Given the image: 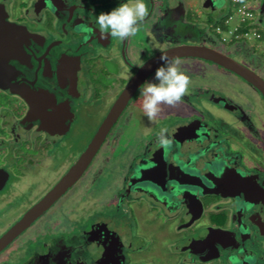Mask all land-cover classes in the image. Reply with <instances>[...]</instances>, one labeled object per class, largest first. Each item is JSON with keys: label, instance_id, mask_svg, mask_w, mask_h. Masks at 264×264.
<instances>
[{"label": "flooded vegetation", "instance_id": "af4514ba", "mask_svg": "<svg viewBox=\"0 0 264 264\" xmlns=\"http://www.w3.org/2000/svg\"><path fill=\"white\" fill-rule=\"evenodd\" d=\"M188 1L146 0L143 36L105 46L107 39L97 44L80 19L71 30L64 12L79 10L85 18H95L121 0H0V169L8 173L0 190V215L12 218L0 225V236L79 159L131 81L124 78L127 71L136 75L141 61L180 44L228 52L229 47L216 45L212 29L232 0L225 12L219 8L216 18L205 14L204 19L195 14L198 0ZM253 2L256 22L264 25V0ZM84 27L85 45H73ZM239 52L241 62L264 80V56L252 60L255 51L246 47ZM173 61L189 76V87L200 86L201 80L207 85L192 86L182 102L163 106L157 121L170 128L172 144L161 148L157 130L136 146L127 144L117 159L112 152L111 157L102 153L120 116L141 113L139 103L131 105L139 100L136 88L81 177L36 219L35 233L28 229L36 220L0 251V264H264V131L258 129L257 116L256 128L251 115H244V108L254 104L228 86L230 75L242 79L238 75L196 58ZM242 81L247 94L264 99ZM82 87L89 88L90 97ZM229 87L231 96L216 92ZM80 103L107 107L83 150L67 142ZM219 110L229 116L221 119ZM181 126L192 131L176 134ZM48 170L51 185L37 186ZM103 172L114 175L103 185L110 188L107 195L94 188ZM185 180L191 183H180ZM88 206L98 216L78 222Z\"/></svg>", "mask_w": 264, "mask_h": 264}, {"label": "rangeland", "instance_id": "374dc122", "mask_svg": "<svg viewBox=\"0 0 264 264\" xmlns=\"http://www.w3.org/2000/svg\"><path fill=\"white\" fill-rule=\"evenodd\" d=\"M191 1L193 2L195 0H191ZM191 1H188V3L190 5H192L190 3ZM209 1L213 4L214 10H213V8L204 5V3L206 2L205 0H198L197 1L199 6H196V8L198 7L199 10H195V11L197 12V15L199 14L200 18L202 17V19H204L206 17L205 14L212 15V18H213L214 16H217L216 14L218 13L219 8H220V10H223L225 12L230 7V4H229L228 0H209ZM242 1L244 3H246L249 7H250V4L254 6L253 0H242ZM261 2H262V0H261ZM159 8H161V7L159 6ZM255 12L258 13L257 10H255ZM259 13H260V11H259ZM263 17H264V14H263ZM214 18H216V17H214ZM197 20H200V19H197ZM197 22H198L197 24H199V22H200L201 25H203V23L201 21H197ZM227 25H228V27H227L226 31H223V30H221L219 28H216L214 30L212 29V31H214V32H212V38L215 40L214 42L216 43L217 46L218 45L220 47L223 46L224 48H228L229 47V49H227L228 50V52H227L228 55H231L235 59H238L239 61H241L239 59V57H238V55L241 52L237 53V51H239L241 47H237V44H232L234 37L230 33V30H232L234 28V26H235V21H231ZM142 26H143V22H141V24H139V27H138L139 30L137 32V34H138L137 37L143 36L142 35L143 31H141L142 30ZM260 29L263 32L262 34H264V25H261ZM144 40H145V38L143 39V42L145 43ZM243 42L245 43L244 46H246V50L255 51V54H252V53L250 54V56L254 55V56H251L252 60L256 59V55L258 56L260 54V55L264 56V42L255 41L254 39L249 40V41H243ZM143 47H146L145 49H146L147 53L150 52V50L148 49V47L146 45L143 44ZM242 49H244V47H242ZM202 62L204 64H206L207 66H211L212 65V64H207L204 61H202ZM230 74H232V73H230ZM224 75L227 76L226 73ZM209 78L211 80H214V79L216 81L219 80V78H217L215 75H211V76H209ZM208 80L209 79H207V81H205V82H208ZM225 81H227V78H226ZM213 82H215V81H213ZM228 82H229L228 86L231 87L233 92H238V90H239L240 92H243V94L245 96L249 97L251 102H253L254 107L253 106L248 107V108H246V110L244 108V115L248 119L252 118L253 122H254V120H255V122H257L258 119H259V121H258V124H259L258 125V129H261V131H264V99L261 96H259V95H256V97H254L253 94H247V92H246L247 91V87H245V82L242 81V79L236 78V76H234V75H230V80ZM81 83H83V82L81 81ZM107 83H108V81L103 82V84H107ZM197 83L200 86H195L194 87L193 85H190L191 87H189V89L194 87V89L196 90V89L204 88L207 85V84H205V86H204L203 83H202V80L197 82ZM219 86H221V85H219ZM230 87H229V91L230 92L226 91V89H223V88H218L216 90V92L217 93H222L224 95L231 96L230 94H232L233 92L230 90ZM82 90H83V94L86 93L87 96L90 97L89 92H86L87 90H89V88L85 89L84 87H82ZM90 92H92V90H90ZM250 96H252V98ZM134 99H133V101H134ZM198 100L199 99H194L193 101H194V103L198 104L197 103ZM133 101H132L131 105L136 104L138 106L137 103H139V100H138V102L136 100L134 102ZM200 103H202V102H200ZM206 105H208L209 108L212 107L211 103L210 104L206 103ZM106 108H107L106 106H104V105L102 106V105H99V104H96V103H94L92 105H86V104L80 103V106H79V110H80L79 114L80 115H79V117H77V119H76V121H75V123H74V125L72 127V131H71V134L69 135V137L67 139V142L69 144H75V146H80V148L81 147L83 148L82 145H85L86 141L93 134V131L96 129V126L99 123V121L101 120V117L103 116V114L105 113ZM251 108L253 110L250 111ZM129 109L131 111L133 110L132 107H130ZM215 111L216 110H214V112ZM129 112H126V114L123 113L122 116H120L119 120L113 126V128L110 131L109 136L106 139V147H105V149L102 150V153L105 152L106 155H108V157H111V152H112V157L111 158L117 159L116 157L120 154V150L122 148L125 149L127 147V144H128V146H131V145H135L136 146L140 142L141 139H148L149 137L153 136L155 133L160 131L161 128H166L167 130H170V128L164 122L160 123L157 120L155 122H149L145 117L142 116V114L140 112H138V111L133 112L132 111V115L131 116L129 115ZM218 113H222L223 116L220 115V114H219V116L223 120L226 119L225 115L229 116V113L226 112V111H223V110H219ZM248 115H251V118H249ZM256 116L258 117V119H256ZM125 119H126V124H125ZM168 120H170V118L167 119V120H163V121L169 122ZM255 126L257 128V124L256 123H255ZM144 144H145V142L142 143L141 145H144ZM112 148H115V150L111 151ZM61 152L62 151H59V153H61ZM166 153H169V151L166 150ZM96 156H98V154ZM94 163H95V160L92 162V165H94ZM49 172H50V170H48L47 174H45L44 176H42V177L39 176L40 178L38 179V182H37L38 185L37 186H43L44 185L46 187L47 186L49 187V185H51L50 180H51V177H52L51 175L52 174H50ZM60 174H61V170L58 171V174L56 176H59ZM85 174L86 173H84V175ZM113 176L114 175L111 174V173L103 172L100 175V177L94 182V188L96 189V192L100 193L101 195H107L108 193L110 194V188L105 190L106 189L105 186L108 185V183L112 182ZM81 182L82 181H80V184H81ZM103 185H105V186L103 187ZM7 188L8 187H6L5 189H7ZM27 194H30V193H27ZM82 210H83V208H82ZM85 210H86L87 213H85V216L83 218H82L83 215L81 214L80 219H79V217L77 218L78 222H80L83 219L85 220L88 217H89L88 218V221H89V219H91V218L95 219L96 216H98V213L94 212L96 209L91 208L90 206L86 207ZM4 218H7L9 220H3ZM38 220H36V222H34V224L28 229V232H31V233H35L36 232L35 229H36V227L38 225L37 224ZM6 221L11 222L12 218H9L8 215H0V222H1L0 225L3 226L2 224L5 223ZM120 229H122L120 231L123 234L125 232V234L127 235L126 231L123 228H120Z\"/></svg>", "mask_w": 264, "mask_h": 264}, {"label": "water", "instance_id": "95a60500", "mask_svg": "<svg viewBox=\"0 0 264 264\" xmlns=\"http://www.w3.org/2000/svg\"><path fill=\"white\" fill-rule=\"evenodd\" d=\"M206 5L207 4H205V6ZM263 7L264 4H262L261 8ZM65 14L66 13L64 12V17L66 18V22H68L71 30L75 31L74 26L80 19V23H82L84 26H89L87 33L92 36L94 35V39L97 41L96 43L100 45V40L103 38H101L99 29L95 24V18H85L86 15L82 14V12H80L79 10H76L70 15ZM87 33L86 28L84 31H80L81 35H78L80 37V40L74 39L73 45H77L76 43L79 41L80 45L84 46L86 42L83 38ZM105 38L107 39V43L105 44V46L116 43L117 40L111 36H108L107 34L105 35ZM161 53H167L171 60L188 57L200 59L206 62H211L215 65L224 68L225 70H228L238 75L248 83L252 84L264 97V80L260 77V75L238 59H235L234 57L228 55L226 52H223L222 50L216 47L209 46L206 44L192 43L180 44L162 50L160 53L156 54L154 57L144 63L143 66L138 70L136 75H134V77L128 83L126 88L123 90V92L112 105L106 118L98 127L96 134L93 136L87 148L80 155L79 159L75 162V164L40 200H38L34 205H32V207H30L20 219H18L0 236V251L4 249L9 243H11L26 228H28L42 214L43 211L50 207L52 203H54L66 191L68 187H70L75 181H77L81 177L84 170L87 168L88 164L95 155L97 149L100 147V144L104 140L112 124L116 121V119L120 115V112L136 90L137 85L140 84V82L143 81L144 78H146L152 72V70L158 63H160L158 57ZM181 130L190 131L191 129H188L187 126H181L178 127L176 134H178ZM187 176L189 175L186 174V177ZM7 179L8 173L5 170L0 169V190L5 186ZM180 183L188 185V183L191 182L185 180ZM198 188L201 190L200 185H198Z\"/></svg>", "mask_w": 264, "mask_h": 264}, {"label": "clouds", "instance_id": "9594fccd", "mask_svg": "<svg viewBox=\"0 0 264 264\" xmlns=\"http://www.w3.org/2000/svg\"><path fill=\"white\" fill-rule=\"evenodd\" d=\"M230 11L231 9L227 14ZM147 14L146 0H121L111 9L100 11L95 17V24L101 38L107 34L117 40H126L137 34L138 25ZM158 59L160 63L152 70L151 78H145L137 85L140 111L149 122H155L159 118L163 106H175L182 102L189 91L190 78L177 66V62L171 60L167 53H161ZM143 64L144 61H141L138 67ZM133 77L134 73L131 71L124 74L126 80ZM157 142L161 148L172 144L166 128L160 129Z\"/></svg>", "mask_w": 264, "mask_h": 264}, {"label": "built area", "instance_id": "2783aa9c", "mask_svg": "<svg viewBox=\"0 0 264 264\" xmlns=\"http://www.w3.org/2000/svg\"><path fill=\"white\" fill-rule=\"evenodd\" d=\"M231 11L225 18V23L229 24L231 21H235V26L230 33L235 39H242L243 41H249L254 39L255 41H263L262 31L260 24L256 22L255 13L252 7L248 6L242 0L231 1ZM242 28V30H240Z\"/></svg>", "mask_w": 264, "mask_h": 264}, {"label": "trees", "instance_id": "16d2710c", "mask_svg": "<svg viewBox=\"0 0 264 264\" xmlns=\"http://www.w3.org/2000/svg\"><path fill=\"white\" fill-rule=\"evenodd\" d=\"M227 12L224 14V16L223 17H221L218 21H217V23H215V29L216 28H219V29H221V30H223V31H226L227 30V27H228V25L225 23V18L227 17ZM211 22V21H210ZM240 30H242V28L240 29ZM264 38V34H262V37H261V39H263ZM232 44H237V47H246V46H244V42H243V40L242 39H233V42H232Z\"/></svg>", "mask_w": 264, "mask_h": 264}, {"label": "crops", "instance_id": "0c3cea01", "mask_svg": "<svg viewBox=\"0 0 264 264\" xmlns=\"http://www.w3.org/2000/svg\"><path fill=\"white\" fill-rule=\"evenodd\" d=\"M189 11H192V12H194V9H191V8H190V9H189ZM195 14H197V13H195ZM263 41H264V40H263ZM263 41H262V42H263Z\"/></svg>", "mask_w": 264, "mask_h": 264}, {"label": "bare ground", "instance_id": "6f19581e", "mask_svg": "<svg viewBox=\"0 0 264 264\" xmlns=\"http://www.w3.org/2000/svg\"><path fill=\"white\" fill-rule=\"evenodd\" d=\"M11 101V100H10ZM7 107V106H6ZM83 150V149H82ZM212 194V193H211Z\"/></svg>", "mask_w": 264, "mask_h": 264}]
</instances>
